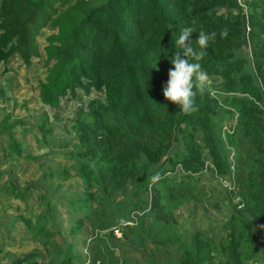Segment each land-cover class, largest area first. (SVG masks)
<instances>
[{"label": "trees", "instance_id": "obj_1", "mask_svg": "<svg viewBox=\"0 0 264 264\" xmlns=\"http://www.w3.org/2000/svg\"><path fill=\"white\" fill-rule=\"evenodd\" d=\"M185 28L194 29V48L199 31L214 34L200 64L210 79L220 81L218 89L194 88L196 111L190 113L163 95L174 67L170 60L180 51L175 41ZM45 29L40 52L36 41ZM40 56L45 76L38 98L50 111L38 116L35 126L6 112L0 150L20 163L35 160L23 136L31 133L38 147L50 145L55 130L50 116L59 120L61 103L80 99L56 128L64 137L58 147L66 149L63 156L72 164L50 166L22 190L13 183L2 187L0 192L23 202L34 186L43 190L40 212H19L10 228L20 222L34 241L40 239L51 264L54 259L84 264L86 256L79 257L72 245L62 249L54 241L46 225L53 210L73 217L69 234L84 220L107 226L114 221L103 217L106 204L130 186L125 203L130 209L121 218L130 220L134 212L135 223L124 227L141 231L139 222L148 214L160 222L158 246L178 254L166 264H264V0H0V62L19 57L30 65ZM175 143L182 153H171ZM205 172L234 181L235 189L227 191L239 197L217 239L200 230L189 236L172 230V209L199 192ZM153 175L160 177L155 183ZM143 195L144 205L131 201ZM159 259L155 254V263ZM7 264L44 262L41 252L32 250L11 256Z\"/></svg>", "mask_w": 264, "mask_h": 264}, {"label": "rangeland", "instance_id": "obj_2", "mask_svg": "<svg viewBox=\"0 0 264 264\" xmlns=\"http://www.w3.org/2000/svg\"><path fill=\"white\" fill-rule=\"evenodd\" d=\"M48 32L45 29L37 37L36 42L40 52ZM31 62L30 65H26L19 57H14L7 63L0 62V120L7 112L12 115V118H22L27 125L35 126L37 117L50 111L38 98V83L45 76L43 59L40 56L32 59ZM219 83L217 78L208 77L204 88L218 89ZM79 101L80 99H77L67 104L62 102L58 110L59 120L50 114L49 125L55 128L52 131L53 139L50 145L38 147L31 133L23 136L25 142L30 144L29 150L36 158L35 160L20 163L12 157H6L5 153L0 150V190L8 183H13L22 190L29 184L39 181L41 175L48 171L50 166L70 167L72 162L63 156L66 149L58 147V142L64 137L56 128L67 120V116L72 115ZM16 138L20 139L21 135H16ZM2 141L4 142V139ZM174 152L178 154L183 152L181 144L173 145L171 153ZM226 186V181L221 182L206 172L201 174L197 182L199 192L172 209V230L185 236H189L193 230H200L214 239L224 234L221 226L236 204L235 194L228 192ZM31 189V197L24 202L0 192V264H7L11 256L32 250L41 252L44 264H51L49 261L51 255L41 247L40 239L34 241L20 222L13 228L8 226V222L17 217L19 212L36 216L42 209L43 206L39 203V195L43 194L41 186L36 185ZM131 191L130 186L126 187L112 197V202L106 204L103 217H113L114 224L106 226V222L99 221V224L105 226L98 227L96 223L91 225L84 220L85 225L76 230V234L68 233L74 223L73 217L65 210L56 208L53 210V220L46 222L47 227L54 232V241L62 249H65L67 245H72L73 251L79 257L86 256L87 260L84 264H149L147 261L149 257L153 260L152 264H166L168 260H175L178 254L173 248L163 249L158 246L157 240L162 234L159 231L161 223L154 221L150 214L144 218L142 223L139 222L138 226H141V231L123 227L120 238L116 239L110 235V228L130 209V207H125V203ZM131 201L144 205V195L141 199L133 197ZM150 250L154 252L153 255L150 254ZM155 254H158L160 258L157 263H155ZM58 256L57 258L61 257ZM58 260L54 259L53 264H56Z\"/></svg>", "mask_w": 264, "mask_h": 264}, {"label": "clouds", "instance_id": "obj_3", "mask_svg": "<svg viewBox=\"0 0 264 264\" xmlns=\"http://www.w3.org/2000/svg\"><path fill=\"white\" fill-rule=\"evenodd\" d=\"M192 33L194 29L185 28L176 39L175 45L180 51H175L174 58L170 60L174 67L169 70V78L163 86L164 97L184 113L196 111L194 88L203 89L207 84L208 75L202 70L200 61L207 55L210 40L214 39L213 33L201 30L194 48L190 39ZM159 179L158 175L151 177L152 183Z\"/></svg>", "mask_w": 264, "mask_h": 264}, {"label": "built area", "instance_id": "obj_4", "mask_svg": "<svg viewBox=\"0 0 264 264\" xmlns=\"http://www.w3.org/2000/svg\"><path fill=\"white\" fill-rule=\"evenodd\" d=\"M215 92L217 91H211V94H215ZM261 109H262V118H263V121H264V105H260ZM230 128V127H229ZM228 127L226 126H223V129L225 130H228L230 131ZM220 181H226L227 182V190H233L235 189V184H234V181H229V180H223V179H220ZM239 197L236 196V202L238 201ZM135 223V213H131V219L130 220H127V219H124V218H120L117 222V224L113 225L111 228H110V231L112 232L113 236L116 237V238H120L121 235H122V228L129 224H134Z\"/></svg>", "mask_w": 264, "mask_h": 264}, {"label": "water", "instance_id": "obj_5", "mask_svg": "<svg viewBox=\"0 0 264 264\" xmlns=\"http://www.w3.org/2000/svg\"><path fill=\"white\" fill-rule=\"evenodd\" d=\"M241 27H242V33H241V46L243 49H248L249 44H248V37H247V32H248V25H247V16L246 12H243L241 14Z\"/></svg>", "mask_w": 264, "mask_h": 264}]
</instances>
